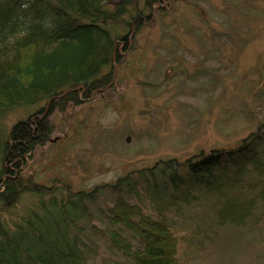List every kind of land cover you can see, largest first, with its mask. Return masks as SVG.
Wrapping results in <instances>:
<instances>
[{"label":"rangeland","instance_id":"1","mask_svg":"<svg viewBox=\"0 0 264 264\" xmlns=\"http://www.w3.org/2000/svg\"><path fill=\"white\" fill-rule=\"evenodd\" d=\"M124 3V26L111 30L128 36L117 41L112 87L53 112L49 141L36 150L24 178L87 193L161 160L235 148L264 124V0H160L149 7L145 0L108 1L111 7ZM136 18L141 24L135 25ZM45 106L16 108L1 117L0 126L7 132ZM263 153L264 142L257 159L264 161ZM256 193L244 189L242 198ZM65 195L23 193L15 206L0 211V224L11 229L40 202H61ZM163 196L156 202L158 217L137 196L124 198L177 229L179 264H264L263 202L240 221L238 210L224 215L221 197L180 203ZM113 202L114 195L101 190L95 202L78 204L79 213H71L70 235L87 264H136L99 232L128 235L106 219Z\"/></svg>","mask_w":264,"mask_h":264},{"label":"trees","instance_id":"2","mask_svg":"<svg viewBox=\"0 0 264 264\" xmlns=\"http://www.w3.org/2000/svg\"><path fill=\"white\" fill-rule=\"evenodd\" d=\"M108 1L0 0V120L16 108L46 102L9 131L0 126V211L15 206L23 193L50 197L60 190L66 193L64 201L40 202L11 229L0 224V264H87L78 239L70 235L71 213L78 204L95 202L101 190L114 195L106 219L128 235L112 229L99 232L114 251L136 264H179L182 239L174 227L154 219L138 204L127 203L126 194L137 196L157 217L156 202L168 194L180 203L221 197L224 215L238 210L240 221L258 209V201L264 203V161L257 159L264 124L235 148L200 152L181 162L161 160L87 193L73 192L61 183L39 185L22 176L36 150L49 141L55 110L79 106L91 94L112 87L117 41L126 42L128 36L111 30L124 26L127 4L111 7ZM140 22L136 18L135 25ZM247 181L250 184L245 185ZM249 188L256 195L243 199Z\"/></svg>","mask_w":264,"mask_h":264},{"label":"water","instance_id":"3","mask_svg":"<svg viewBox=\"0 0 264 264\" xmlns=\"http://www.w3.org/2000/svg\"><path fill=\"white\" fill-rule=\"evenodd\" d=\"M127 141H128V139H127Z\"/></svg>","mask_w":264,"mask_h":264}]
</instances>
